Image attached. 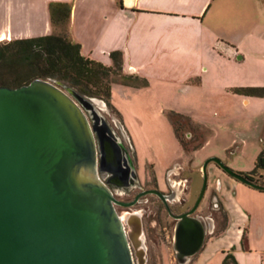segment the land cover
Listing matches in <instances>:
<instances>
[{"label":"water","instance_id":"1","mask_svg":"<svg viewBox=\"0 0 264 264\" xmlns=\"http://www.w3.org/2000/svg\"><path fill=\"white\" fill-rule=\"evenodd\" d=\"M104 107L101 99L50 80L0 86V264H134L133 257L144 264L138 216L120 220L113 207L111 187L131 186L136 175L97 110ZM209 162L260 189L219 159L207 158L194 206L175 217L172 248L178 264L203 243L204 226L188 215L203 196ZM144 194L166 206L161 192L139 195Z\"/></svg>","mask_w":264,"mask_h":264},{"label":"crops","instance_id":"2","mask_svg":"<svg viewBox=\"0 0 264 264\" xmlns=\"http://www.w3.org/2000/svg\"><path fill=\"white\" fill-rule=\"evenodd\" d=\"M223 1L228 0H0V40L48 34L49 4H66L65 32L83 56L110 67L109 54L120 53V73L110 89L147 88L152 81L191 86L208 80L231 94L236 86L230 63L244 58L229 37L231 18L221 11ZM236 96L244 106L252 99ZM183 158L179 147L178 158L163 170L152 163L157 183L171 164ZM231 168L250 172L236 163ZM206 173L207 190L215 194L226 222L189 264H220L225 254L236 264H264V190L230 178L213 164L207 165Z\"/></svg>","mask_w":264,"mask_h":264},{"label":"rangeland","instance_id":"3","mask_svg":"<svg viewBox=\"0 0 264 264\" xmlns=\"http://www.w3.org/2000/svg\"><path fill=\"white\" fill-rule=\"evenodd\" d=\"M221 11L230 15L229 37L244 58L230 63L233 85L264 88V0L223 1ZM48 34L67 36L60 32L59 26H51ZM4 42L7 41L0 40V43ZM0 74L7 81L12 77L5 71ZM108 78L117 80L118 73L108 74ZM189 82L194 83L193 80ZM120 86L110 89L108 103L113 110L106 104L97 110L115 135L120 137L121 134L136 161L140 172L137 187H154L152 163L163 170L170 160L178 158L179 147L172 133L169 114L180 115L192 122L180 119L176 123L177 135L184 145L187 159L179 175L169 177L186 179L187 182L182 195L185 201L181 206H169L172 213L183 211L195 200L201 185L200 167L211 157L209 154L216 153L213 157L231 170L235 163L246 170L253 169V162L264 145V95L248 96L252 99L244 106L239 97L218 90L208 80L191 86L154 81L147 88ZM200 143L197 155L191 157L188 152ZM165 173L163 177L167 175ZM257 182L264 184V173ZM157 188L167 193L162 182ZM206 198L204 195L198 206L201 216L208 213ZM130 211L138 212L141 218L145 264H177L171 249L173 221L160 201L147 196L145 202ZM211 217L217 232L221 227L222 214L216 211Z\"/></svg>","mask_w":264,"mask_h":264},{"label":"trees","instance_id":"4","mask_svg":"<svg viewBox=\"0 0 264 264\" xmlns=\"http://www.w3.org/2000/svg\"><path fill=\"white\" fill-rule=\"evenodd\" d=\"M49 21L51 26H59L60 32H65L69 7L66 4H49ZM112 66L106 67L80 53L79 45L70 41L68 36L46 34L25 39L9 40L0 43V73L12 74L10 81L2 78L0 86L16 88L25 85L33 79H45L59 84L62 88H70L77 94L101 99L109 109L110 83L108 74L120 73V53L109 54ZM231 92L242 96L264 95V88L234 87ZM189 123L188 118L170 113L169 121L172 133L180 147L184 145L178 138V120ZM200 145L191 148L194 151ZM189 153V152H188ZM264 171V145L254 160L253 169L248 173H239L256 183L261 190L264 184L257 182ZM220 264H236L230 254H225Z\"/></svg>","mask_w":264,"mask_h":264},{"label":"flooded vegetation","instance_id":"5","mask_svg":"<svg viewBox=\"0 0 264 264\" xmlns=\"http://www.w3.org/2000/svg\"><path fill=\"white\" fill-rule=\"evenodd\" d=\"M89 98V97H87ZM93 98V97H92ZM105 120V119H104ZM106 121V120H105ZM107 122V121H106ZM108 124V122H107ZM108 126L110 127V129L112 130V127L108 124ZM112 132L114 133V131L112 130ZM115 135V133H114ZM118 139V142L120 143L122 149L125 151L126 153V156L128 158V160L130 161L131 163V167L134 169V172H135V175H136V180L134 183H132L131 186H128V187H111L113 190L111 192L112 194V197L113 199L117 202V204H114L113 207H114V210L117 214V216L120 218V220H123L125 218H128V216L130 215H137L138 218H139V223H140V241H141V245L143 247V252H144V264H145V248H144V245H143V242H142V236H143V233H142V222H141V218L138 214V212H132L130 211V209L132 207H135L136 205H139V204H142L143 202L146 201V197L147 196H153L155 198H157L160 203L162 204L163 206V209L164 211L166 212L167 216L173 221V230H174V226L176 224V222L178 221L175 217L180 215V214H184V213H187L188 211H190L192 209V207L194 206V203L197 199V196L199 194V191H200V188H201V185H202V172H201V167H202V163L201 164V167H200V173H201V185H200V188H199V191H198V194L195 198V200L193 201V203L191 204L190 207L184 209L183 211H180L178 213H172L170 211V208L169 206L171 205H177V206H181L182 203H184L185 199L182 198V195H183V191H184V187H185V183L187 182L186 179H181V178H178L177 180L176 179H170L169 175H176L183 170L182 166L184 165L185 163V160L187 159L186 158V155H184V158L183 159H179L178 161L174 162L173 164H171L167 169H166V173L167 174L166 176L163 177L162 179V184L164 185L165 189L167 190V193H163L161 192L160 190H158L157 186H158V183L156 181V178L154 177L153 175V178H154V187H149V188H142V187H137L136 185L138 184V179H137V176L139 175V170L136 168L135 166V162H134V159L132 157V154L130 153V150L127 146V144L125 143V140L124 138L121 136V134L119 135L120 137H118L117 135H115ZM177 142V141H176ZM177 144L179 145V143L177 142ZM201 145V143L199 144ZM180 147V145H179ZM200 147V146H199ZM180 149L182 150L183 154H185V151L180 147ZM197 149V148H196ZM195 149V150H196ZM193 152V151H192ZM192 152H189L191 157H192ZM187 154V153H186ZM213 157V156H211ZM210 158V157H209ZM216 158V157H215ZM218 159V158H217ZM221 161V160H220ZM180 162V163H179ZM222 162V161H221ZM223 163V162H222ZM208 164H213L214 166H216L219 170H221L216 164H214L213 162H209L207 163ZM224 164V163H223ZM206 165V167H207ZM225 165V164H224ZM226 166V165H225ZM206 167H205V175H206V185H205V190H204V193H203V196L206 195V199H207V202H208V213L207 215L205 216H201L199 214V210H198V206L203 198L200 199L198 205L195 207V209L188 215L189 217H193V218H197L200 220V222L202 223V225L204 226L205 228V236H204V239H203V243L202 245L200 246V248L197 250V252L191 256L190 258L186 259V262L183 263V264H189L190 261L194 258V256H196V254L201 250L202 246L204 245L205 241L212 235H214L215 233H217L220 229H222V227H224L225 225V222H226V216L225 214L223 213L222 211V208L220 206V204L218 203V200L216 199L215 197V194L213 193V191H208L207 190V173H206ZM227 167V166H226ZM230 169V168H229ZM231 170V169H230ZM222 171V170H221ZM223 172V171H222ZM234 172V171H233ZM224 174H226L225 172H223ZM235 173H240V172H235ZM227 175V174H226ZM229 176V175H227ZM243 176V175H242ZM230 178H232L231 176H229ZM246 178V177H245ZM234 179V178H232ZM235 180V179H234ZM237 181V180H236ZM253 182V181H252ZM254 183V182H253ZM256 184V183H255ZM156 185V187H155ZM257 185V184H256ZM137 187V188H136ZM135 188V189H134ZM135 190V191H134ZM147 190H156L158 192H161L165 197H166V206L162 203V201L156 197L155 195L153 194H144V195H139L140 193L144 192V191H147ZM207 193V194H206ZM131 202H134L132 205H121V204H127V203H131ZM221 212L222 214V223H221V227L220 229L216 232L215 231V223H214V220L213 218L211 217V214L213 212ZM208 226L210 227V229L208 228ZM124 232H127L128 231V227L126 225H123L122 226ZM172 244H173V234H172V243H171V249H172V252H173V256H174V251H173V248H172ZM175 259V258H174ZM176 262V260H175ZM177 263V262H176ZM178 264V263H177Z\"/></svg>","mask_w":264,"mask_h":264}]
</instances>
